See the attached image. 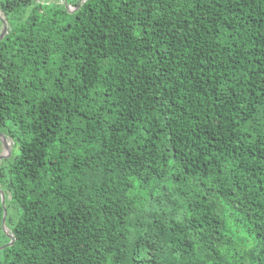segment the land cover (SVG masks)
I'll use <instances>...</instances> for the list:
<instances>
[{"label":"trees","instance_id":"trees-1","mask_svg":"<svg viewBox=\"0 0 264 264\" xmlns=\"http://www.w3.org/2000/svg\"><path fill=\"white\" fill-rule=\"evenodd\" d=\"M0 16V264H264V0Z\"/></svg>","mask_w":264,"mask_h":264},{"label":"water","instance_id":"water-1","mask_svg":"<svg viewBox=\"0 0 264 264\" xmlns=\"http://www.w3.org/2000/svg\"><path fill=\"white\" fill-rule=\"evenodd\" d=\"M0 20L2 22V31L0 33V39H1L7 31V24L4 20V18L1 16H0ZM6 141H7L6 137L0 133V144L3 147V152L0 154V161H2V159L9 157L10 152H11V149L7 146ZM4 199H5V196H4L3 192L0 190V201H1V204L3 207L2 229H3V232L6 233V232H8V229L5 226L6 209L4 207ZM7 236L10 238V241L6 245L0 246V250L6 246L12 244V242L14 240L12 237V234L8 233Z\"/></svg>","mask_w":264,"mask_h":264},{"label":"rangeland","instance_id":"rangeland-1","mask_svg":"<svg viewBox=\"0 0 264 264\" xmlns=\"http://www.w3.org/2000/svg\"><path fill=\"white\" fill-rule=\"evenodd\" d=\"M6 140L9 142V143H11L7 138H6ZM10 149H11V146H10ZM3 152V147L2 146H0V154Z\"/></svg>","mask_w":264,"mask_h":264}]
</instances>
